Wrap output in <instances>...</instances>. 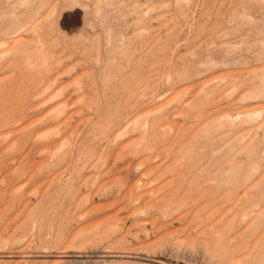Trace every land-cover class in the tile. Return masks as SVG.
<instances>
[{
    "label": "rangeland",
    "instance_id": "rangeland-1",
    "mask_svg": "<svg viewBox=\"0 0 264 264\" xmlns=\"http://www.w3.org/2000/svg\"><path fill=\"white\" fill-rule=\"evenodd\" d=\"M0 264H264V0H0Z\"/></svg>",
    "mask_w": 264,
    "mask_h": 264
}]
</instances>
